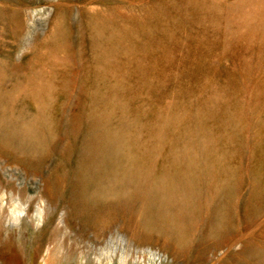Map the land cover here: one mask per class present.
I'll list each match as a JSON object with an SVG mask.
<instances>
[{
    "label": "rangeland",
    "instance_id": "rangeland-1",
    "mask_svg": "<svg viewBox=\"0 0 264 264\" xmlns=\"http://www.w3.org/2000/svg\"><path fill=\"white\" fill-rule=\"evenodd\" d=\"M95 116L124 155L82 181ZM263 169L264 0H0V264H245Z\"/></svg>",
    "mask_w": 264,
    "mask_h": 264
},
{
    "label": "bare ground",
    "instance_id": "bare-ground-1",
    "mask_svg": "<svg viewBox=\"0 0 264 264\" xmlns=\"http://www.w3.org/2000/svg\"><path fill=\"white\" fill-rule=\"evenodd\" d=\"M39 125L40 122L38 120H33L23 129L11 127L8 131H4L6 132L5 138L9 141H16L17 143H35L41 139ZM120 130L121 129L119 128L108 126L105 123H102V120L99 116H95L91 119L89 129L86 131L87 139L83 149L81 150L80 163L78 167V173L82 181L87 180L89 177L97 179L102 178L106 170L124 155L122 152V149L124 148L119 143ZM129 164L130 165H128L126 168L127 171L124 178H126L125 180L129 181L134 180L131 181L132 184H135L134 192L132 193L133 196H147L145 193L146 179L143 180L142 177L143 167H140L142 166L140 156L135 155L134 158L129 160ZM260 178L261 181L259 182L258 188L255 190V195L258 196L264 192V169L260 174ZM183 187L187 189L188 193L191 192L188 184ZM159 188L160 189H158L156 197H152L155 199L150 200L147 205V207H149V209L151 208L152 211L155 207H159L160 204L166 205L168 201H172L175 195H177V192L181 191L180 193H182L183 190L182 189L178 191L177 189L179 188H174V184H172V182L167 183V186L160 185ZM185 192L186 190L184 193ZM243 251L244 250L240 252L243 253ZM5 264H14V262L10 259H5ZM245 264H264V255L259 254L254 256L250 261L246 259Z\"/></svg>",
    "mask_w": 264,
    "mask_h": 264
}]
</instances>
